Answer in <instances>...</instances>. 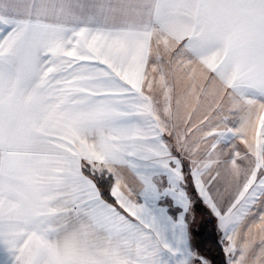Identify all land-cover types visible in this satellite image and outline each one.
Segmentation results:
<instances>
[{
	"label": "snow or ice",
	"instance_id": "snow-or-ice-1",
	"mask_svg": "<svg viewBox=\"0 0 264 264\" xmlns=\"http://www.w3.org/2000/svg\"><path fill=\"white\" fill-rule=\"evenodd\" d=\"M218 262L264 264V0H0V264Z\"/></svg>",
	"mask_w": 264,
	"mask_h": 264
},
{
	"label": "trees",
	"instance_id": "trees-1",
	"mask_svg": "<svg viewBox=\"0 0 264 264\" xmlns=\"http://www.w3.org/2000/svg\"><path fill=\"white\" fill-rule=\"evenodd\" d=\"M203 211V210H201ZM203 216V227L201 231V236L197 238L198 242L202 243L204 248H211L213 250V255L217 254V250L214 246V241L217 238V233L215 231V222L211 217H207V213ZM211 221V222H209ZM206 242V243H205ZM219 264V262H218Z\"/></svg>",
	"mask_w": 264,
	"mask_h": 264
},
{
	"label": "rangeland",
	"instance_id": "rangeland-1",
	"mask_svg": "<svg viewBox=\"0 0 264 264\" xmlns=\"http://www.w3.org/2000/svg\"><path fill=\"white\" fill-rule=\"evenodd\" d=\"M204 215H205V214H204ZM204 215H203V216H204ZM208 217H210V216H208V215H207V217H206V218H208ZM212 220H213V218H212ZM213 221H214V220H213Z\"/></svg>",
	"mask_w": 264,
	"mask_h": 264
}]
</instances>
